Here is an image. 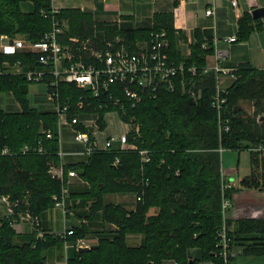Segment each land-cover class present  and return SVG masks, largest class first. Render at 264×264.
Instances as JSON below:
<instances>
[{"label":"trees","instance_id":"trees-1","mask_svg":"<svg viewBox=\"0 0 264 264\" xmlns=\"http://www.w3.org/2000/svg\"><path fill=\"white\" fill-rule=\"evenodd\" d=\"M25 2H32L34 10L23 12L21 5ZM43 9L49 10L37 0H0V37L22 36L38 41L51 31L50 21L41 14ZM57 18L68 22L70 36L83 38L99 30L108 38L121 35L136 42L148 40L152 32H165L171 61L197 68L200 98L190 105L187 96L161 92L154 99L144 96L135 109L127 105L121 119L139 128L138 136H129L138 152L101 153L69 162L61 182L49 174L51 164H60L57 118L51 111L31 108L29 83L22 76L9 75L15 62L26 59L0 53V96L12 95L21 107L16 113L5 112L0 101V149L8 148L14 153L0 156V198L18 201L20 208L29 203L44 233L42 239L35 232L16 234L9 222L0 218V264H48L52 250L64 252V241L50 234L48 222L49 214L55 210L53 198L60 197L63 189L68 191L71 218L80 222L70 226L74 235L66 241L73 245L79 239H97L88 253L69 249L67 264H224L217 247V232L223 222L221 153L250 151L252 173L240 185L264 192V159L254 152L264 146V69L237 67L238 78L224 95L227 102L223 120L229 122V131L220 134L217 112L212 107L216 79L201 75L214 49L209 44L207 49L202 47L206 42L199 32L189 45V56L183 57L178 47L184 38L174 29L171 13L154 15L151 28L128 31L97 24L90 14L79 9L61 10ZM261 23L245 15L238 23L237 41L247 42L261 30ZM61 90L64 101L73 106L82 96L90 99L88 93L75 86L64 85ZM49 130L55 134L50 141L41 134ZM39 142L47 155L20 153L24 147H36ZM140 151L149 153V163L142 162ZM69 172H75L77 178L70 179ZM70 180L80 181L81 187ZM232 190L226 192L229 199ZM109 195L134 197V209L105 203ZM226 227L233 251L264 255V221H226ZM129 238L140 240L139 245L129 246Z\"/></svg>","mask_w":264,"mask_h":264},{"label":"built area","instance_id":"built-area-1","mask_svg":"<svg viewBox=\"0 0 264 264\" xmlns=\"http://www.w3.org/2000/svg\"><path fill=\"white\" fill-rule=\"evenodd\" d=\"M233 9L239 6V0H227ZM61 10L49 8L41 10L45 20L50 21L51 31L45 33L38 41L32 42L25 37L18 36L14 39L8 36L0 37V53L6 57L25 58L26 61H17L8 71L9 75L22 76L29 84L44 85L50 111L57 118L56 139L60 159L59 166L50 165L49 174L53 179L63 182L64 169L67 165L65 158L88 159L94 155L108 152H138V147L129 142V136L139 135V128L132 122H124L125 107L129 105L135 109L144 96L156 98L161 92L180 93L195 101L200 98L198 88L197 68H187L183 63L171 61L168 52V42L165 32H152L145 41L131 42L121 35L108 38L104 32L100 38H83L70 36L67 21H59L57 16ZM206 16H214L213 9L206 11ZM98 33V34H99ZM228 44L237 42V38L225 41ZM207 49V44H203ZM223 54L218 52L216 64L207 65L201 75H213L216 79V95L212 107L217 112L219 133L229 131V122L223 120V111L226 105L225 94L228 88L237 80V68L225 70L219 62ZM8 66V63L6 64ZM224 79L230 85L224 86ZM75 86L78 90L90 95V99L82 96L73 106L68 100L64 101L62 86ZM94 100V102H93ZM103 114V116H101ZM115 118L118 123L126 127L124 134L115 135L109 132V117ZM104 127L102 128V125ZM65 132L69 133L73 143L81 149L78 152H66L64 149ZM45 140H53L52 131H42ZM105 134V135H104ZM136 138L134 137L133 140ZM264 159V146L254 150ZM22 155L36 154L47 155L39 142L36 147H24ZM143 163H149V153L140 151ZM0 156H14L8 148L0 149ZM117 163V162H116ZM70 179L77 178L75 172H69ZM228 173L222 169V200L221 215L222 226L217 232V247L224 264H230L236 252L231 249V240L228 237L226 221L227 214L232 207L231 199L226 197V192L233 189V183L227 181ZM68 191L62 190L60 197H54L55 210H58L63 219V229L50 234L56 239L64 241L65 258L61 264H67L66 253L73 248L80 249L91 247L86 239H79L73 245L66 240L74 235L67 221L73 217L67 205ZM140 197L136 201L140 202ZM0 206L4 209V219L15 230L28 223L30 229L42 239L41 221L32 216L29 203L20 208L18 201L12 202L9 197L0 198ZM85 222V221H83ZM19 233V232H17Z\"/></svg>","mask_w":264,"mask_h":264},{"label":"crops","instance_id":"crops-1","mask_svg":"<svg viewBox=\"0 0 264 264\" xmlns=\"http://www.w3.org/2000/svg\"><path fill=\"white\" fill-rule=\"evenodd\" d=\"M67 1H60V4H58V1L52 0V4L48 8L58 10L79 9L84 13L90 14L92 20L97 24L115 26L120 31L151 28L154 15L171 13L174 17V29L177 34L184 38L179 41L178 47L183 57L189 56V45L194 42L195 33L199 32L204 42L211 45L214 49L213 55L207 59V65L214 66L217 53L220 52L224 58L219 62V65L225 70L234 69L241 65H247L258 70L264 69V19H262L261 30L255 31L247 42L237 41L231 44L225 42L234 37L238 38V23L240 19L245 15L252 17L255 10L264 8V0H239L237 9H233L227 0H93L88 4L92 7V11L87 10L82 4L64 5V2ZM175 2L177 3L176 7L174 6ZM99 7L104 8L101 13ZM211 9L214 11V16H206V11ZM93 11L95 13L99 12L101 17L95 16ZM223 81L224 86L230 85L226 79ZM65 136V151H80L81 148L73 143L68 132H65ZM244 152L250 154L252 165L251 152ZM79 160L82 159L65 158L66 163ZM226 172L228 173L227 178L230 179L231 174V179L234 180L231 181L226 178L227 181L233 183L231 193L232 207L227 214V222L234 224L240 220L264 221V192L243 188L240 185L243 179L250 177L252 166L250 173H241L240 175L239 168ZM72 180H70V183H73ZM73 185H76L77 188L81 187V183L78 180L74 181ZM121 198L129 210L134 209L135 206H132L126 196H121ZM124 199L127 200L124 201ZM0 211H4L1 206ZM54 212L60 213L58 210H54ZM73 222L71 220V225ZM49 227L52 231L57 232L51 225ZM23 228L30 229L28 223L25 222ZM129 240L134 243L131 247L138 246L140 243L138 239L129 238ZM88 241L91 246L97 244L96 238H90ZM48 264H58V261L55 260ZM167 264L172 263L167 262ZM230 264H264V255H244L241 250H238Z\"/></svg>","mask_w":264,"mask_h":264},{"label":"rangeland","instance_id":"rangeland-1","mask_svg":"<svg viewBox=\"0 0 264 264\" xmlns=\"http://www.w3.org/2000/svg\"><path fill=\"white\" fill-rule=\"evenodd\" d=\"M53 1H58L57 3L60 4V1L64 0H53ZM67 1V0H65ZM93 0H68L67 2H64V5H80L84 6L87 10L92 11V7L88 4H90ZM37 2L43 6V7H49L52 4V0H37ZM93 4V3H92ZM104 7V5H103ZM100 13L103 11L104 8L99 7ZM21 9L23 12L28 13L34 10V4L32 2H25L21 5ZM95 16L101 17L100 13H95L93 11ZM95 32V37L100 38L101 34ZM27 93H28V101H29V106L33 109H36L38 111H50V104L47 100V95H46V88L44 85H37V84H29L27 86ZM0 101L2 108L5 112L9 113H16L21 110V107L18 105L14 97L10 94H5L0 96ZM109 132L115 135H121L126 132V127L123 126V124L118 123V121L113 118L112 116L109 117ZM105 135V134H104ZM221 164L222 168L224 171H229L232 169H238L241 173H250L251 172V162H250V154L248 152H243L242 154H239L238 152L234 151H222L221 153ZM228 179V178H227ZM231 181H234L231 179V174H230V179ZM126 198L130 201L132 206H135L136 202L134 200V197L132 196H126ZM127 199H124L126 201ZM105 203H113V204H119L127 208L126 205H124L123 200L121 196L119 195H109L104 198ZM5 212L0 211V216L1 218L4 217ZM50 218V225L55 231H61L63 229V219L60 213L58 214L57 212H52L49 214ZM75 220L74 218H70V220L67 221V225L71 226V220ZM80 222L74 221L73 224L79 225ZM72 224V225H73ZM33 232L31 229H24L23 227L19 228L16 234H21L24 232ZM133 239V238H132ZM128 244L134 245V243H131L130 240H128ZM65 258V252L62 251V249H54L50 254H48V263H52L55 260L58 261V264H61L63 262V259ZM61 258V259H60ZM167 264V263H165Z\"/></svg>","mask_w":264,"mask_h":264},{"label":"water","instance_id":"water-1","mask_svg":"<svg viewBox=\"0 0 264 264\" xmlns=\"http://www.w3.org/2000/svg\"><path fill=\"white\" fill-rule=\"evenodd\" d=\"M252 18H253V20H256V21L264 19V8H260V9L255 10L253 12V14H252ZM189 104L190 105H195L196 102H195L194 99H189ZM25 223H27V222H25ZM89 251H90L89 248H85V249H80L78 252H80V253H88ZM190 264H193V263L190 262Z\"/></svg>","mask_w":264,"mask_h":264}]
</instances>
